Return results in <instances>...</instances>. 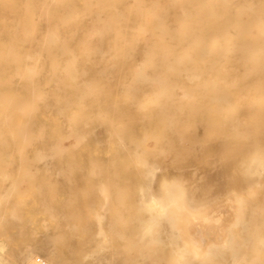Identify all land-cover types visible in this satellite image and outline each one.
Segmentation results:
<instances>
[{"label": "rangeland", "instance_id": "374dc122", "mask_svg": "<svg viewBox=\"0 0 264 264\" xmlns=\"http://www.w3.org/2000/svg\"><path fill=\"white\" fill-rule=\"evenodd\" d=\"M263 105L264 0H0V264H264Z\"/></svg>", "mask_w": 264, "mask_h": 264}, {"label": "bare ground", "instance_id": "6f19581e", "mask_svg": "<svg viewBox=\"0 0 264 264\" xmlns=\"http://www.w3.org/2000/svg\"><path fill=\"white\" fill-rule=\"evenodd\" d=\"M171 2V1H170ZM121 10V9H120ZM29 15V13H28ZM182 15V14H181ZM32 20V19H30ZM128 21V19H127ZM32 25V24H31ZM237 29V28H236ZM95 32V31H94ZM179 34V33H178ZM220 34V33H219ZM87 35V34H86ZM91 35V34H90ZM231 36V35H230ZM58 37V36H57ZM89 37V36H88ZM90 38V37H89ZM125 39V38H124ZM60 40V39H59ZM214 42V41H213ZM250 44V43H249ZM63 46V45H62ZM64 47V46H63ZM246 47V46H245ZM66 49V48H65ZM259 50V49H258ZM242 53V52H241ZM250 54V53H249ZM138 63V62H137ZM262 68V67H261ZM243 74V73H242ZM244 75V74H243ZM237 77V76H236ZM213 81V80H212ZM158 85V84H156ZM232 85V84H231ZM213 86V85H212ZM135 87V86H134ZM184 94V93H183ZM221 105V103H219ZM230 106V105H228ZM264 106V105H263ZM222 109V108H221ZM230 109V108H229ZM227 112V110H226ZM262 120V119H261ZM236 122V121H235ZM239 124V123H238ZM237 124V125H238ZM236 128V127H235ZM261 129V128H260ZM261 139V138H260ZM251 159V158H250ZM258 164H255L254 167H251L249 171L253 172V169L256 168ZM258 168V167H257ZM246 169V168H245ZM155 171V170H154ZM250 172V173H252ZM255 172V169H254ZM152 179V178H151ZM259 183V182H258ZM260 184V183H259ZM162 194L160 197L152 196L149 201L144 202V206L148 209H152L155 211L157 216H163L165 214H169V221L171 225L182 233L185 236L188 234L189 228L193 230L194 233L198 235L200 240L196 242L194 240L193 247H197L199 252H194V255L200 256V253H207L208 249V236L210 237L211 234H215L218 241L225 243V237L227 234L228 226L231 222H233L237 215H235V218L232 219L229 215V205L228 200H223L219 202H215L209 207L205 208H192L188 206L185 201L174 198L171 189L168 186H162ZM150 189V188H149ZM151 192V191H150ZM229 194V193H228ZM149 197V196H148ZM229 197V196H228ZM234 200V199H233ZM189 201V200H188ZM239 203H237L238 205ZM234 205V204H233ZM234 209L236 207H233ZM233 210V209H232ZM237 210V209H235ZM234 210V211H235ZM233 212V211H232ZM231 212V213H232ZM210 214H213L214 216L220 215L221 222L220 224L215 223L214 221H209V223L206 221L208 216ZM233 215V216H234ZM213 218V216H212ZM161 222V221H160ZM162 224V223H161ZM188 228V230H187ZM191 230V232H192ZM144 232V231H143ZM190 232V233H191ZM192 232V233H193ZM189 233V234H190ZM252 233V232H251ZM188 234V235H189ZM191 235V234H190ZM195 235V234H194ZM194 237V236H193ZM189 238V237H188ZM193 239V238H192ZM192 243L193 241H186L185 243ZM0 248L2 251L3 245L0 244ZM248 249V248H247ZM5 252V251H4ZM6 254V252H5ZM25 256V255H24ZM28 256V255H26ZM1 257V256H0ZM29 257V256H28ZM40 257V256H39ZM36 258H29L27 260V264H34ZM54 260V259H53ZM3 261V260H2ZM48 264H53L52 262L46 260ZM54 262V261H53ZM182 262V261H181ZM57 264V263H56Z\"/></svg>", "mask_w": 264, "mask_h": 264}, {"label": "built area", "instance_id": "2783aa9c", "mask_svg": "<svg viewBox=\"0 0 264 264\" xmlns=\"http://www.w3.org/2000/svg\"><path fill=\"white\" fill-rule=\"evenodd\" d=\"M34 264H48V262L43 257H37Z\"/></svg>", "mask_w": 264, "mask_h": 264}]
</instances>
